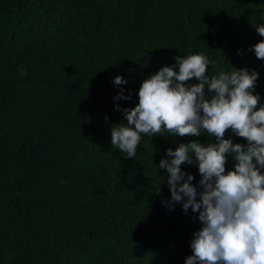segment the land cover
Here are the masks:
<instances>
[{
    "label": "trees",
    "instance_id": "1",
    "mask_svg": "<svg viewBox=\"0 0 264 264\" xmlns=\"http://www.w3.org/2000/svg\"><path fill=\"white\" fill-rule=\"evenodd\" d=\"M261 24L264 0H0V264H186L199 213L172 201L158 165L215 139L141 134L127 158L112 129L145 79L201 52L210 76L258 72L264 104ZM181 169L199 200L198 167Z\"/></svg>",
    "mask_w": 264,
    "mask_h": 264
},
{
    "label": "clouds",
    "instance_id": "2",
    "mask_svg": "<svg viewBox=\"0 0 264 264\" xmlns=\"http://www.w3.org/2000/svg\"><path fill=\"white\" fill-rule=\"evenodd\" d=\"M256 31L264 37V24ZM251 50L264 60V40ZM175 59L176 65L164 66L142 82L139 103L123 109L126 123L113 126L111 143L133 158L141 134L167 132L182 138L203 132L214 138L215 142L192 140L169 148L167 156L172 159L158 165L167 171L172 201L187 197L184 211L191 207L199 213L202 227L193 234V254L186 257V264H264V104L254 94L259 73L233 66V71L210 76L214 62L202 52ZM194 78L199 83H187ZM126 83L122 76L114 79L115 85ZM121 98L128 97L121 92L116 99ZM228 130L247 143L225 138ZM232 154L237 163L227 170ZM184 164L198 167L203 188L199 200L194 176L181 169Z\"/></svg>",
    "mask_w": 264,
    "mask_h": 264
}]
</instances>
